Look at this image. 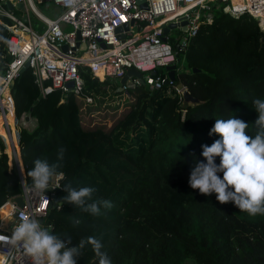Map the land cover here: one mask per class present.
Here are the masks:
<instances>
[{"label":"trees","instance_id":"obj_1","mask_svg":"<svg viewBox=\"0 0 264 264\" xmlns=\"http://www.w3.org/2000/svg\"><path fill=\"white\" fill-rule=\"evenodd\" d=\"M9 34L0 24L1 73L11 58ZM177 50L188 67L176 64L173 83L155 89L141 84L129 94L110 77L100 80L81 67L82 92L60 102L59 90L41 95L31 69L22 70L12 85L15 115L36 118L32 127L16 123L25 180L32 183L28 171L35 160L57 163L63 148L54 199L65 197L70 184L95 190L87 203L108 200L112 206H101L99 215L71 203L50 206L47 229L70 237V246L99 239L112 264H264V215L251 216L189 185L196 162L206 163L202 146L221 138L209 134L216 119L235 117L249 125L246 134L257 132L254 100H264V30L249 14L214 8L212 21H203ZM180 83L202 102L184 107L173 87ZM9 121L13 127L12 116ZM4 148L0 137V205L22 191L15 159ZM77 264H99L91 245Z\"/></svg>","mask_w":264,"mask_h":264},{"label":"built area","instance_id":"obj_2","mask_svg":"<svg viewBox=\"0 0 264 264\" xmlns=\"http://www.w3.org/2000/svg\"><path fill=\"white\" fill-rule=\"evenodd\" d=\"M8 1L12 7L7 5ZM142 2H145L144 6L139 0H0V24L10 32L6 48L11 57L5 71L0 72V128L7 134L0 132V137L7 144L4 151L8 154L10 148L9 153H12L17 167V149L9 134V118H13L15 138L16 123L27 127L36 123V118L28 112L19 118L15 115L12 85L25 63H28L41 95L57 89L61 94L60 102L70 92H82L81 67L100 80L119 78L117 88L129 94L130 89L141 84L155 89L173 83V80L165 83L168 79L166 65L177 64V49L185 48L189 37L203 21H212L214 8L232 16L249 14L264 30V0ZM40 5L47 12L42 11ZM184 20L186 22L181 23ZM170 22H176L175 27L183 34L170 36L174 27L165 33L164 28ZM124 23H127V29L118 31L117 27ZM129 67L141 71L143 83L139 77L130 74L121 82ZM173 87L181 97L187 85L180 83ZM87 100L90 101L91 97L88 96ZM62 177H53L49 189L40 192L27 182V187H23L26 180L24 174L20 175L23 204L18 207L10 196L0 205V235L10 237L13 226L22 216L37 220L42 217L41 226L50 228V224H45V218L50 206L58 207L54 196L56 189L61 187ZM0 264H32V261L22 251L0 241Z\"/></svg>","mask_w":264,"mask_h":264},{"label":"clouds","instance_id":"obj_3","mask_svg":"<svg viewBox=\"0 0 264 264\" xmlns=\"http://www.w3.org/2000/svg\"><path fill=\"white\" fill-rule=\"evenodd\" d=\"M254 106L259 113L255 121V136L246 134L249 125L240 119H216L209 134H218L221 138L211 146H202L206 163L197 161L189 178L191 188L199 189L204 195L216 193V199L221 204L234 202L241 212L251 216L264 215V100L255 99ZM63 154L64 149L60 148L58 162L51 165L47 160L34 161V167L28 171L32 189L45 192L53 177L63 176V173L57 172ZM216 157H220L219 164ZM218 173H223V178ZM23 187H27L26 181ZM64 188L67 195L57 201L58 207L71 203L92 215H99L101 206H112L108 200L87 203L95 191L91 187L77 190L69 184ZM0 241H6L29 256L32 264H77V257L87 245H91L99 264H112L110 257L102 251L103 244L99 239L88 237L81 239L76 246H70V237L65 240L52 234L34 217L22 216L20 222L13 226L12 235H0Z\"/></svg>","mask_w":264,"mask_h":264},{"label":"water","instance_id":"obj_4","mask_svg":"<svg viewBox=\"0 0 264 264\" xmlns=\"http://www.w3.org/2000/svg\"><path fill=\"white\" fill-rule=\"evenodd\" d=\"M141 1V5L144 6L145 2H142L143 0H139ZM7 5L9 7H12L11 3L8 1ZM20 6H22L21 3H19ZM186 21H182L181 23H185ZM176 26V22H170L168 23V25L165 26L164 28V32L167 33L170 27H175ZM127 23L122 24L121 26L117 27V30L120 31L121 29H127ZM66 46L64 45V48ZM28 63H25V65L21 68V71L24 70L27 67ZM166 69L168 70V79L165 81V83H168L169 80H173L175 79V70H176V64L175 63H171L166 65ZM152 73H154V71H152ZM134 75L140 78L141 82L143 83V79H142V73L140 70L134 68V67H129L126 70V74L124 77L121 78V82L123 83L125 81V79L127 78L128 75ZM69 85L72 84V82H68ZM117 90H121L119 87L117 88ZM181 98H182V105L184 107H187L189 105H196L200 102H202L199 98H197L196 96L192 95V93L189 91L188 88H184L182 90L181 93ZM22 168V163L20 165H18V172L19 175L23 176V168ZM11 201L14 202L18 207H21L23 204V195L21 193L15 194L13 196H11ZM52 204L55 205V200L52 201ZM40 222L43 221V218L40 217L38 219ZM186 264H190V263H186Z\"/></svg>","mask_w":264,"mask_h":264},{"label":"rangeland","instance_id":"obj_5","mask_svg":"<svg viewBox=\"0 0 264 264\" xmlns=\"http://www.w3.org/2000/svg\"><path fill=\"white\" fill-rule=\"evenodd\" d=\"M39 7H40V9L42 11L47 12V9L43 5H40ZM17 13L19 14V11H17ZM177 34H183V31L180 28H177V27H174L169 32V35L172 36V37L176 36ZM177 56H176V59L178 58L177 59L178 60V62H177L178 69L183 70L184 68H187L188 66H187L186 60L184 59L183 55H180L179 57H177ZM110 79H111L112 83H114L115 85L119 84V78L115 77V78H110ZM5 147L7 148V144L6 143H5ZM188 263L193 264L192 262H188Z\"/></svg>","mask_w":264,"mask_h":264},{"label":"bare ground","instance_id":"obj_6","mask_svg":"<svg viewBox=\"0 0 264 264\" xmlns=\"http://www.w3.org/2000/svg\"><path fill=\"white\" fill-rule=\"evenodd\" d=\"M3 130V129H2ZM14 126L12 127V125H11V129H10V131H9V134H10V136H11V139L13 140V143H15V140H16V138H15V135H14ZM3 134H5L6 136H7V134H6V132L3 130ZM16 156H17V154H16ZM17 162L19 163V161H18V157H17Z\"/></svg>","mask_w":264,"mask_h":264},{"label":"crops","instance_id":"obj_7","mask_svg":"<svg viewBox=\"0 0 264 264\" xmlns=\"http://www.w3.org/2000/svg\"><path fill=\"white\" fill-rule=\"evenodd\" d=\"M16 149H17V151H19L18 145H17V138H16Z\"/></svg>","mask_w":264,"mask_h":264}]
</instances>
